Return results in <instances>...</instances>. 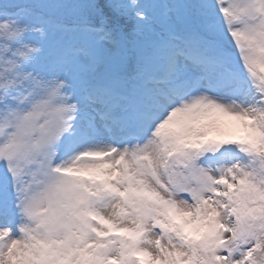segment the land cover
Returning a JSON list of instances; mask_svg holds the SVG:
<instances>
[{
    "label": "snow or ice",
    "instance_id": "6c2138e0",
    "mask_svg": "<svg viewBox=\"0 0 264 264\" xmlns=\"http://www.w3.org/2000/svg\"><path fill=\"white\" fill-rule=\"evenodd\" d=\"M0 264H264V0H0Z\"/></svg>",
    "mask_w": 264,
    "mask_h": 264
}]
</instances>
